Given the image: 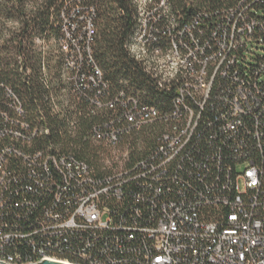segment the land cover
Here are the masks:
<instances>
[{
    "label": "built area",
    "instance_id": "built-area-1",
    "mask_svg": "<svg viewBox=\"0 0 264 264\" xmlns=\"http://www.w3.org/2000/svg\"><path fill=\"white\" fill-rule=\"evenodd\" d=\"M238 10L231 8L225 16L229 33L214 35L217 47L207 53L204 46L198 45L188 24L182 26L173 20L163 23L155 9L137 7L135 27L125 49L151 75L157 87L175 91L176 97L173 112L160 116L172 125L157 138L156 148L131 170L118 169L99 178L92 175L87 164L72 158L44 156L42 152L24 155L10 144L1 149L0 262L28 264L48 258L70 264H264V170L258 160L244 153L243 145L235 143L240 146L233 166H222V156L215 153L210 158L211 165L220 170L210 178L208 171L196 173L198 185L192 186L174 173L180 163L173 164L182 155L200 116L193 106L185 104V98L191 100L195 109H203L214 84L213 75L219 70L229 75V68H222L223 63L241 68L245 80L234 76L227 87L228 114H222V130L234 138L244 117L264 109L260 107L264 104V55L253 64L248 63L249 46L264 41V34H256V27L264 31V9H251V20ZM78 19L83 22V33L91 39L96 32L91 13L88 17L78 15ZM77 29L80 28L76 23L66 27L65 37L71 39ZM185 33L192 45L183 39ZM162 37L168 40L164 45L160 43ZM77 42L73 43L76 52L68 43L65 52L79 55ZM87 49L95 72L89 80L96 83L102 72L94 63L90 46ZM237 49L241 55L229 57ZM73 55L68 59L71 68L76 64ZM208 65L214 68L212 76ZM256 68L262 73L253 76ZM96 100L97 106H101ZM138 100V96L122 91L108 99L109 109L123 107V113L115 112L114 116L115 121L125 119L128 123L120 132L159 116L154 107L140 105ZM179 106H183V112ZM115 121L106 124L107 133L96 131L95 136L113 148L119 143L118 129L113 127ZM28 133L25 124L18 130L0 125V137L24 139ZM253 137L257 149L263 152L264 133L260 128H255ZM10 154L22 157L26 175L11 169L7 157ZM127 155V150L120 152L122 157ZM50 165L59 172L62 182L52 178L48 182L40 176L39 169L50 173ZM20 178L32 180L40 189L53 194L40 214L29 216L37 202L28 197L18 200V211L6 212L11 195H18L21 189L36 191L28 183L21 189L16 187ZM166 179L179 186L170 187ZM131 180L142 189L131 195L132 202L141 206L132 205L127 212L110 208V202H120L126 194L124 185ZM137 218H143V223ZM23 244L29 246L28 253L19 249Z\"/></svg>",
    "mask_w": 264,
    "mask_h": 264
},
{
    "label": "trees",
    "instance_id": "trees-1",
    "mask_svg": "<svg viewBox=\"0 0 264 264\" xmlns=\"http://www.w3.org/2000/svg\"><path fill=\"white\" fill-rule=\"evenodd\" d=\"M150 1L157 6L161 5L160 8L167 11V14L158 13L163 23L173 20L182 26L188 24L198 45L204 46L207 53L217 47L214 35L221 37L225 32L229 33V23L225 16L231 8L244 12L247 20H251V9L255 12L264 9V0ZM84 11L91 13L96 27L95 35L91 39L83 33V22L78 19V15H85ZM136 16L137 6L133 0H0V125L7 130H18L25 124L29 131L24 139H14L7 135L0 137V153L4 146L10 144L16 146L24 155L42 152L44 156L72 158L87 164L92 175L100 178L118 169L131 170L156 148L157 138L172 125V122L168 123L160 116L173 112L176 93L157 87L151 75L126 51V40L134 30ZM73 23L79 25L80 29L73 31L71 39H68L65 37V29ZM256 28V34L262 36L263 28ZM189 38L188 34H183L186 43L191 44ZM160 40L162 45L168 42L164 37ZM75 41L79 43L80 54L65 52L64 46L67 43L75 49ZM41 42H46L50 55L43 56L45 53L39 49L38 44ZM88 46L95 65L102 72L101 80L96 83L89 80V76L95 75V72L89 61ZM241 53L240 49L233 50L229 57L234 54L240 56ZM72 55L76 64L71 68L68 59ZM224 67L229 68V75H224L222 70L213 75L214 84L203 109H195L191 100L185 98V104L193 106L196 114L200 116L190 140L185 144L183 158L179 155L176 162H173L174 165L180 163V168L178 171L174 168L171 172H177L191 186L198 185L196 173L204 174L208 171L206 174L210 178L220 170L219 167L211 165L210 158L215 153L222 156V166L227 164L232 167L239 143L244 146V153L252 154L264 170V151L257 149V142L253 137L256 127L264 133V109H257L256 113L244 117L234 138L221 128L222 114H228L225 97L230 92L227 87L234 76L245 80L241 68L227 62L223 63L222 68ZM207 69L212 76L214 68L208 65ZM259 72L262 73L256 68L252 74L255 76ZM63 86L69 89L70 98L67 102L63 99ZM121 91L126 95L138 96L140 105L154 107L159 116L139 127L130 126L127 131L120 132L128 123L125 119L115 121L117 118L114 116L115 112L123 113V107L117 106L113 111L106 104L108 99ZM95 99L102 105L98 107ZM17 106L20 107V112ZM263 106L262 103L260 107ZM179 107L183 112V106ZM110 121L116 122L113 127L119 132V143L115 148L128 151L126 157L119 156L122 167L118 166L119 162L111 167L106 166L100 155L103 149L97 146L107 145L95 136L96 131L107 133L106 124ZM261 142L264 144V137ZM7 157L12 170L22 176L27 174L25 167L21 165V156L10 154ZM197 162L205 165L197 166ZM49 171L50 173H46L40 168L38 173L46 177L48 182H51L50 178L55 179V182H62L59 172L52 165L49 166ZM19 180L16 187L21 189L22 185L28 183L36 191L34 193L21 189L18 195H11L6 212L12 214L18 211V200L28 197L37 202V206L28 213L29 216L40 214L43 205L53 198V194L40 189L32 180ZM166 181L174 189L179 186L168 179ZM135 184L132 180L127 181L124 185L126 194L120 202H110V208L127 212L132 210V205L141 206L140 203L132 202V193L142 192ZM137 220L142 222L143 218ZM19 249L24 253L30 251L29 246L24 244Z\"/></svg>",
    "mask_w": 264,
    "mask_h": 264
},
{
    "label": "rangeland",
    "instance_id": "rangeland-1",
    "mask_svg": "<svg viewBox=\"0 0 264 264\" xmlns=\"http://www.w3.org/2000/svg\"><path fill=\"white\" fill-rule=\"evenodd\" d=\"M133 2L136 4V6L138 8L146 6L148 7L149 10L155 9V13H162V14H167V11L164 9H161L160 6L155 5L154 3H152L150 0H133ZM157 8V9H156ZM85 16L88 17L90 15V13L88 11H84ZM156 15V14H155ZM39 44V49L44 52L45 54L43 56H48L49 54V49L47 48V44L46 42H41L38 43ZM45 44V45H44ZM249 52H248V56H249V61L248 63L253 64L254 60L258 57V56H263L264 55V41L261 42L260 44H252L249 46ZM62 95H63V99L65 102L68 101V98H70V94H69V89L66 88L65 86H63L62 88ZM98 147H101L103 150L101 152V158L103 163L106 166H113L114 163L119 162L120 167H122V162H120V152L122 151L121 148H111L108 147L107 145H103V144H98Z\"/></svg>",
    "mask_w": 264,
    "mask_h": 264
},
{
    "label": "water",
    "instance_id": "water-1",
    "mask_svg": "<svg viewBox=\"0 0 264 264\" xmlns=\"http://www.w3.org/2000/svg\"><path fill=\"white\" fill-rule=\"evenodd\" d=\"M0 264H7V263L0 262ZM28 264H70V263H67V262L62 261V260H52V259L45 258L41 261H37L34 263H28Z\"/></svg>",
    "mask_w": 264,
    "mask_h": 264
}]
</instances>
